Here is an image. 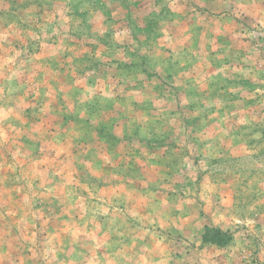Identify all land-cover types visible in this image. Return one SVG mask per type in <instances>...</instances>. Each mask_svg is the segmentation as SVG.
<instances>
[{
    "label": "rangeland",
    "instance_id": "rangeland-1",
    "mask_svg": "<svg viewBox=\"0 0 264 264\" xmlns=\"http://www.w3.org/2000/svg\"><path fill=\"white\" fill-rule=\"evenodd\" d=\"M0 264H264V0H0Z\"/></svg>",
    "mask_w": 264,
    "mask_h": 264
},
{
    "label": "trees",
    "instance_id": "trees-1",
    "mask_svg": "<svg viewBox=\"0 0 264 264\" xmlns=\"http://www.w3.org/2000/svg\"><path fill=\"white\" fill-rule=\"evenodd\" d=\"M205 238L207 239L208 236H205ZM224 239H226V235L221 230H219V229L214 230L213 241L220 244L224 241Z\"/></svg>",
    "mask_w": 264,
    "mask_h": 264
}]
</instances>
